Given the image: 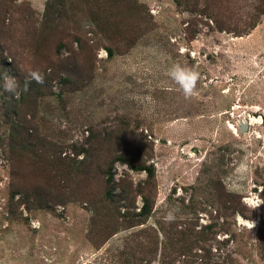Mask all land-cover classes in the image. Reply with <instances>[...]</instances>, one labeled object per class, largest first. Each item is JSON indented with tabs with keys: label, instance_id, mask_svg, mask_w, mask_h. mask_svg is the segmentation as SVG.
Returning <instances> with one entry per match:
<instances>
[{
	"label": "rangeland",
	"instance_id": "374dc122",
	"mask_svg": "<svg viewBox=\"0 0 264 264\" xmlns=\"http://www.w3.org/2000/svg\"><path fill=\"white\" fill-rule=\"evenodd\" d=\"M0 264H264V0H0Z\"/></svg>",
	"mask_w": 264,
	"mask_h": 264
},
{
	"label": "clouds",
	"instance_id": "9594fccd",
	"mask_svg": "<svg viewBox=\"0 0 264 264\" xmlns=\"http://www.w3.org/2000/svg\"><path fill=\"white\" fill-rule=\"evenodd\" d=\"M168 75L170 78L179 85V88L182 90L185 99H190L195 90L198 80L200 78V74L188 67L182 66L180 64H174L168 71ZM35 81L38 84H43L45 81V75L43 72L39 70H32L28 74V79L24 84V91L28 90V85ZM3 92H7L12 94L14 97H19L18 89L20 88L19 81L16 80L15 77L5 74L3 77V84H2ZM262 203L261 199L256 198L252 205L253 207L258 206ZM162 205H165L167 208L166 215L164 217L166 223L175 222L177 218V213L179 212V208L175 206L167 205V201H161ZM242 224H246L249 229L254 227V222L252 221H244L241 220ZM32 226L34 228H40L41 225L38 221H33Z\"/></svg>",
	"mask_w": 264,
	"mask_h": 264
},
{
	"label": "trees",
	"instance_id": "16d2710c",
	"mask_svg": "<svg viewBox=\"0 0 264 264\" xmlns=\"http://www.w3.org/2000/svg\"><path fill=\"white\" fill-rule=\"evenodd\" d=\"M149 212H150V208L145 207V205H144V206H142L141 211L139 213L135 214V216H144V215L148 214Z\"/></svg>",
	"mask_w": 264,
	"mask_h": 264
}]
</instances>
